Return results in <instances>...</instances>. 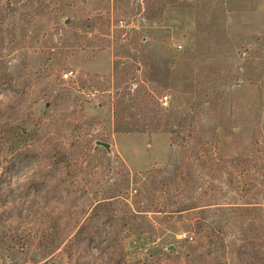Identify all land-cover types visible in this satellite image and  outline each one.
I'll return each mask as SVG.
<instances>
[{
	"label": "rangeland",
	"instance_id": "1",
	"mask_svg": "<svg viewBox=\"0 0 264 264\" xmlns=\"http://www.w3.org/2000/svg\"><path fill=\"white\" fill-rule=\"evenodd\" d=\"M0 264H264V0H0Z\"/></svg>",
	"mask_w": 264,
	"mask_h": 264
},
{
	"label": "water",
	"instance_id": "2",
	"mask_svg": "<svg viewBox=\"0 0 264 264\" xmlns=\"http://www.w3.org/2000/svg\"><path fill=\"white\" fill-rule=\"evenodd\" d=\"M64 23L67 24L68 23V20L66 19ZM99 147L104 148L107 153H109L111 151V145H110V143L105 142V141H101V140H96L94 142V150L97 149V148H99ZM168 249L169 250L170 249L172 250L173 249V246H169Z\"/></svg>",
	"mask_w": 264,
	"mask_h": 264
},
{
	"label": "built area",
	"instance_id": "3",
	"mask_svg": "<svg viewBox=\"0 0 264 264\" xmlns=\"http://www.w3.org/2000/svg\"><path fill=\"white\" fill-rule=\"evenodd\" d=\"M73 75V72L69 71V72H65L64 74H62V78L64 80L70 79ZM167 100H168V95H164L161 99H160V103L162 105H166L167 104Z\"/></svg>",
	"mask_w": 264,
	"mask_h": 264
}]
</instances>
